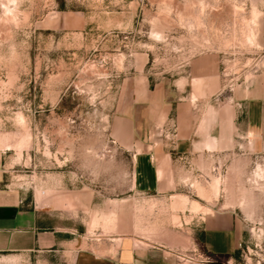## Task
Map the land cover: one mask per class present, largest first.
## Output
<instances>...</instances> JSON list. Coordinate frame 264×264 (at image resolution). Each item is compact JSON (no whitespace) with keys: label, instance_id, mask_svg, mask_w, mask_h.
<instances>
[{"label":"rangeland","instance_id":"rangeland-1","mask_svg":"<svg viewBox=\"0 0 264 264\" xmlns=\"http://www.w3.org/2000/svg\"><path fill=\"white\" fill-rule=\"evenodd\" d=\"M261 71L264 0H0V187L97 242L230 210L233 264H264V154L180 144L187 123L207 142Z\"/></svg>","mask_w":264,"mask_h":264},{"label":"crops","instance_id":"crops-1","mask_svg":"<svg viewBox=\"0 0 264 264\" xmlns=\"http://www.w3.org/2000/svg\"><path fill=\"white\" fill-rule=\"evenodd\" d=\"M235 97L225 116L216 115V120L211 116L215 124L207 142L191 139L193 126L187 123L180 144L229 149L242 141V146L252 149L251 154H264V71ZM139 159L143 169H136L137 176L158 183L153 158ZM187 225L182 238L114 233L97 242L76 237L58 210L28 202L19 192L0 187V264H233L245 239L238 215L217 210L194 216Z\"/></svg>","mask_w":264,"mask_h":264},{"label":"bare ground","instance_id":"bare-ground-1","mask_svg":"<svg viewBox=\"0 0 264 264\" xmlns=\"http://www.w3.org/2000/svg\"><path fill=\"white\" fill-rule=\"evenodd\" d=\"M252 36H250L248 39H249V41H252V38H251Z\"/></svg>","mask_w":264,"mask_h":264}]
</instances>
